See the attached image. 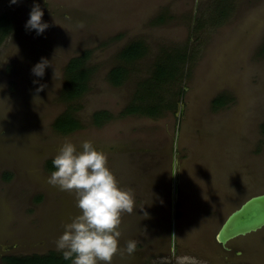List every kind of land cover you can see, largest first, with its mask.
<instances>
[{"label":"rangeland","instance_id":"374dc122","mask_svg":"<svg viewBox=\"0 0 264 264\" xmlns=\"http://www.w3.org/2000/svg\"><path fill=\"white\" fill-rule=\"evenodd\" d=\"M34 3L48 23L39 36L24 27ZM0 17L11 25L0 34V254L60 252L79 209L44 163L65 142L80 150L90 140L133 196L112 264H264V227L227 250L215 238L233 209L264 193V0H0ZM135 41L144 53L121 61ZM86 51L89 89L64 102L65 66ZM162 63L176 74L155 80ZM117 65L127 70L119 86L107 79ZM218 96L227 101L213 108ZM132 102L158 111L124 112ZM68 108L81 127L60 134L52 123ZM101 111L110 117L96 124Z\"/></svg>","mask_w":264,"mask_h":264},{"label":"clouds","instance_id":"9594fccd","mask_svg":"<svg viewBox=\"0 0 264 264\" xmlns=\"http://www.w3.org/2000/svg\"><path fill=\"white\" fill-rule=\"evenodd\" d=\"M18 4L19 0H9ZM43 10L33 4L24 27L42 35L48 23L42 21ZM47 60L41 59L31 69L33 75L43 77ZM44 85H40L39 91ZM53 171L48 183L61 191L74 193L79 214L63 225V232L55 241L63 259L72 264H112L119 249L121 214L131 213L133 196L121 188L108 167L107 156L84 140L80 150L71 142L62 144L52 158ZM135 241L126 243L125 251L133 253Z\"/></svg>","mask_w":264,"mask_h":264},{"label":"trees","instance_id":"16d2710c","mask_svg":"<svg viewBox=\"0 0 264 264\" xmlns=\"http://www.w3.org/2000/svg\"><path fill=\"white\" fill-rule=\"evenodd\" d=\"M11 30L10 23L4 18L0 17V34L5 35ZM264 50V48H263ZM145 51L144 44L141 41H135L127 44L123 47L118 58L124 62H132L140 57ZM89 51H86L78 56L72 57L66 64L64 69V85L60 92V99L64 102H70L72 100L79 99L89 89V81L93 74V67L87 66V60L89 58ZM176 66L166 65L164 63L157 64L155 68V80H163L172 78L176 74ZM127 70L123 65H117L111 68L107 74L108 81L115 86H119L122 81L127 77ZM147 83V81H145ZM145 83V84H146ZM153 87V84L146 85L148 92ZM227 101L224 96L216 97L213 102V108L223 106ZM158 111V108L153 105H141L130 103L125 108L126 113H148L154 114ZM109 113L106 111L96 112L93 115V120L96 124H99L102 120L108 119ZM53 128L60 134L71 133L81 127V123L78 118L74 116L69 108L62 114L57 116L53 123ZM264 133V124L262 125ZM44 168L47 171H53L52 159H48L44 163ZM8 177V176H7ZM6 264H71V260L63 259L62 253L57 251H50L46 254H31V255H18L6 257L4 259Z\"/></svg>","mask_w":264,"mask_h":264},{"label":"water","instance_id":"95a60500","mask_svg":"<svg viewBox=\"0 0 264 264\" xmlns=\"http://www.w3.org/2000/svg\"><path fill=\"white\" fill-rule=\"evenodd\" d=\"M178 194L177 173L174 174V200ZM264 227V193L250 196L239 207L233 209L218 228L215 238L223 247L238 237L247 236Z\"/></svg>","mask_w":264,"mask_h":264},{"label":"flooded vegetation","instance_id":"af4514ba","mask_svg":"<svg viewBox=\"0 0 264 264\" xmlns=\"http://www.w3.org/2000/svg\"><path fill=\"white\" fill-rule=\"evenodd\" d=\"M218 243V242H217ZM221 245V244H220ZM222 246V245H221ZM223 247V246H222ZM227 249H229V248H226V250ZM46 253H48V252H46ZM46 253H43V254H46ZM31 254H37V253H31ZM31 254H29V253H27V254H17V253H15V252H13V251H10V252H5V253H2V254H0V263L1 264H6L5 263V261H4V259L6 258V257H11V256H18V255H31ZM240 254V253H239ZM241 262H243V261H241ZM240 262V263H241ZM237 263V262H236ZM71 264H72V262H71Z\"/></svg>","mask_w":264,"mask_h":264}]
</instances>
